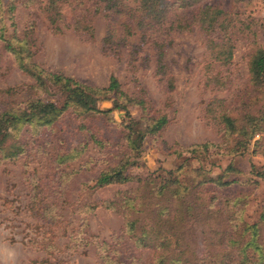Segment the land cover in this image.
Returning a JSON list of instances; mask_svg holds the SVG:
<instances>
[{
  "label": "rangeland",
  "instance_id": "1",
  "mask_svg": "<svg viewBox=\"0 0 264 264\" xmlns=\"http://www.w3.org/2000/svg\"><path fill=\"white\" fill-rule=\"evenodd\" d=\"M63 1L60 12L65 25L85 18L93 30L91 38L67 29L51 30L44 12L47 0H14L15 36L21 37L32 25L31 62L47 72L98 88L105 87L113 76L128 99L142 104L126 105L136 129H143L148 118L164 116L165 125L143 141L137 164L128 170L131 177H142L157 169H174L188 158L182 152L188 146L225 145V131L206 116L205 105L219 99L225 108L231 109L251 88L249 58L257 49L264 51V0H205L201 4L230 14L233 50L225 66L210 61L206 38L194 26L148 34L140 47L138 38L132 37L116 54L102 53L105 21L100 11L92 14L93 0ZM126 1L133 6L135 0ZM158 51L162 54L161 70L156 61ZM207 75L224 78V89L207 83ZM30 82L0 44V90ZM44 99L54 101L56 94L47 92ZM251 103L246 112L264 120V89L261 99ZM99 107L107 109L110 102H102ZM123 116L120 111L111 113L116 123ZM261 138L253 156H221L217 149L211 148L200 160L188 158L182 172L185 175L202 167L213 177L229 166L232 175L249 183H235L219 189V193L225 196L251 193L250 199L258 201L264 190L263 179L257 175L264 173V134L254 137V140ZM55 147L53 139L43 130L33 138L25 156L13 161L0 160V264H103L99 258L101 243H117L118 261L123 264H150L152 253L135 248L122 235L120 216L103 207L117 192L133 189L134 181L92 189V181L105 166L87 170L79 167L88 157H98L99 149L89 144L79 158L57 166ZM112 163L113 160L108 161L107 165ZM252 182L259 185L255 188ZM209 188L214 189L212 185ZM253 215L249 211L248 216Z\"/></svg>",
  "mask_w": 264,
  "mask_h": 264
},
{
  "label": "trees",
  "instance_id": "2",
  "mask_svg": "<svg viewBox=\"0 0 264 264\" xmlns=\"http://www.w3.org/2000/svg\"><path fill=\"white\" fill-rule=\"evenodd\" d=\"M204 1L135 0L133 6H128L126 0H93L92 14L100 11L105 21L100 50L114 55L132 37L138 38L140 47L148 34L194 26L206 38L210 61L218 66L228 65L233 50L230 14L201 5ZM63 2L47 0L44 12L51 30L67 29L91 38L93 30L85 18L65 25L60 12ZM14 9V0H0L1 49L13 57L17 68L31 82L0 90V160L13 161L25 156L33 138L43 130L56 144L57 166L76 160L91 144L99 149L98 157H88L79 168L105 166L92 181V189L130 181L136 184L133 189L117 192L103 207L120 216L122 235L135 248L152 253L150 264H264V190L258 201L250 199L251 193L236 196L219 193V189L232 184L248 182L232 175L229 166L213 177L202 167L185 175L182 172L188 158L200 160L211 148L227 157L255 155L262 138L254 140V137L264 134V120L246 111L252 101H259L262 96L264 51L257 49L250 56L251 88L233 108H225L219 99L205 105L206 116L224 129L225 145L188 146L182 151L188 158L174 169H157L142 177H131L128 170L137 164L143 141L165 125L164 116L148 118L143 129H136L126 105L142 104L128 99L113 76L103 88L90 87L32 63V25L17 38L12 22ZM166 24L168 27H163ZM161 55L158 51L159 70ZM207 80L214 88L224 89V78L207 75ZM47 92L56 94V99H44ZM102 102H110V107L101 109ZM242 110L245 112L239 115ZM113 111L124 113L121 122L112 121ZM111 160L114 163L107 165ZM257 175L263 179L264 187V173ZM252 185L256 188L259 183ZM251 210L252 217L248 216ZM100 250L103 264H123L118 261L117 243H101Z\"/></svg>",
  "mask_w": 264,
  "mask_h": 264
},
{
  "label": "water",
  "instance_id": "3",
  "mask_svg": "<svg viewBox=\"0 0 264 264\" xmlns=\"http://www.w3.org/2000/svg\"><path fill=\"white\" fill-rule=\"evenodd\" d=\"M254 166H255V165H252V169H254Z\"/></svg>",
  "mask_w": 264,
  "mask_h": 264
}]
</instances>
